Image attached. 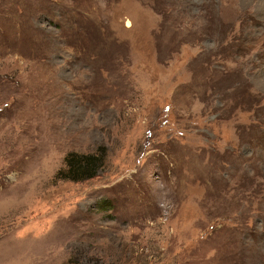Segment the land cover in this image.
I'll return each mask as SVG.
<instances>
[{"label": "rangeland", "instance_id": "374dc122", "mask_svg": "<svg viewBox=\"0 0 264 264\" xmlns=\"http://www.w3.org/2000/svg\"><path fill=\"white\" fill-rule=\"evenodd\" d=\"M0 264H264V0H0Z\"/></svg>", "mask_w": 264, "mask_h": 264}, {"label": "trees", "instance_id": "16d2710c", "mask_svg": "<svg viewBox=\"0 0 264 264\" xmlns=\"http://www.w3.org/2000/svg\"><path fill=\"white\" fill-rule=\"evenodd\" d=\"M101 160L100 154L81 155L73 152L66 157L68 169L60 170L59 174L65 179L81 180L93 176L99 168Z\"/></svg>", "mask_w": 264, "mask_h": 264}]
</instances>
